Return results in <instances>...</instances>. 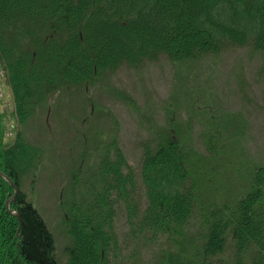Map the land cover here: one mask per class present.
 Instances as JSON below:
<instances>
[{
    "label": "trees",
    "instance_id": "obj_1",
    "mask_svg": "<svg viewBox=\"0 0 264 264\" xmlns=\"http://www.w3.org/2000/svg\"><path fill=\"white\" fill-rule=\"evenodd\" d=\"M229 47L264 51V0H0V64L13 101L7 113L0 100V264H59L55 238L22 189L40 153L20 127L44 101L123 66L163 56L182 63ZM9 117L18 130L7 142ZM111 147L116 157L100 165L101 191L85 209L64 207L68 264H110L124 203L141 233L168 244L158 264H264V166L247 176L241 196L211 202L203 195L211 169L192 161L180 138L163 135L145 147L139 214L136 174Z\"/></svg>",
    "mask_w": 264,
    "mask_h": 264
},
{
    "label": "rangeland",
    "instance_id": "obj_2",
    "mask_svg": "<svg viewBox=\"0 0 264 264\" xmlns=\"http://www.w3.org/2000/svg\"><path fill=\"white\" fill-rule=\"evenodd\" d=\"M105 77L93 85L62 88L20 127L40 153L22 189L55 238L59 264H68L72 245L65 208L76 203L85 209L101 191L100 165L107 157L115 160L112 144L136 174L133 199L139 214L146 208L145 147L154 148L163 135L180 138L192 161L211 169L203 193L211 202L241 196L247 176L264 166V51L229 47L182 63L163 56ZM3 91L8 99L2 110L10 113L7 85ZM11 121L7 118L6 124ZM113 226L117 239L110 264L160 262L168 244L141 233L130 222L127 203L119 206ZM198 229L197 222L190 236Z\"/></svg>",
    "mask_w": 264,
    "mask_h": 264
},
{
    "label": "built area",
    "instance_id": "obj_3",
    "mask_svg": "<svg viewBox=\"0 0 264 264\" xmlns=\"http://www.w3.org/2000/svg\"><path fill=\"white\" fill-rule=\"evenodd\" d=\"M2 78H3V72L0 69V96L3 97V87H2ZM14 125H11L7 131V137H12L13 136V131H14Z\"/></svg>",
    "mask_w": 264,
    "mask_h": 264
}]
</instances>
